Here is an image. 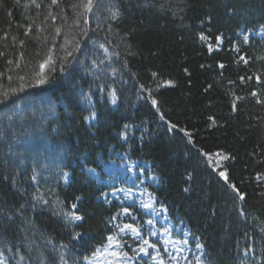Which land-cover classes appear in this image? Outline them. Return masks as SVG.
I'll list each match as a JSON object with an SVG mask.
<instances>
[{"label": "trees", "instance_id": "16d2710c", "mask_svg": "<svg viewBox=\"0 0 264 264\" xmlns=\"http://www.w3.org/2000/svg\"><path fill=\"white\" fill-rule=\"evenodd\" d=\"M118 2L123 15L114 25L119 34L113 41L120 46L112 50L119 52L121 57L128 51L136 53L128 60L130 70L138 74L139 82L154 87L150 83L151 71L174 80L177 86L162 88L155 93L168 120L190 130L196 147L236 155L237 161L228 164L234 180L254 175V160L250 161L246 153L264 147V119L257 123L258 116L264 118V106L256 104L248 93L264 86L256 85L255 81L249 85L241 84L238 76L252 75L257 70L264 72V62L255 59L245 68L242 63H233L236 53L227 49L240 31L258 30V25L264 24V0ZM146 3L163 4L165 10L160 12L155 7H145ZM4 4L5 7L0 8V34L8 29L16 35V24L24 23L25 16L31 13L16 7L14 0H4ZM5 9L12 12V17L6 16ZM9 23L12 24L10 29ZM132 29L135 31L130 37L121 39ZM201 32L212 37L223 33V50L210 55L199 40ZM252 39L255 43L242 45L243 50L253 57L264 56V44L255 35ZM62 42L56 37L58 55H63L58 47ZM51 43L49 37L48 44ZM37 49L41 56L33 58ZM44 53L40 41H29L27 56L34 65H38ZM92 55L91 46L85 55L77 53L79 62L72 61L64 72L48 73L49 80L43 85L36 83L31 67L8 73L14 78L27 76L31 87L11 97L7 107L0 105V204L11 207L28 198H21L11 178L16 177L19 185L32 193L35 186L27 181L33 166L37 165L42 174L41 191L51 186L64 201L65 210L76 202L80 213L85 215L83 221L69 223L63 216L54 215L56 209L51 205L29 209L26 216L31 221L30 230L24 237L34 249L31 255L52 253L56 264H63L58 258L59 245L63 243L68 245L64 250L68 264H73V260L76 264H84L80 258L90 256L104 241L106 217L117 205L105 202L101 193L107 188L97 183L89 169L95 168L102 174L101 170L110 162L113 151H124L131 161L149 165L158 181V185L150 186L151 191L168 206L173 224L183 219L182 226L193 234L192 237L200 238L211 264H239L243 258L241 249L252 242L245 239V233L253 237L259 252L264 246V233L260 232V227H264L260 223L264 220L262 190L253 185L241 186V190L248 193L245 205L248 218L243 219L236 210L230 190L205 166L203 158L186 142L183 134L170 133L156 110L137 99L136 81L131 79L127 70L121 71L128 83L122 87L119 83L114 85L117 88L115 104L111 102L107 89L104 92L98 90L100 85H111L112 78L97 79L88 71L90 61L86 56ZM216 61L226 65L222 70L223 77L218 75L221 70L216 68ZM201 64H211L213 68L201 70ZM112 67H121L117 58H113ZM185 67L189 69L191 83L183 72ZM3 70L0 61V71ZM115 79L119 81L121 77L118 75ZM228 80L236 81L237 94L245 97L239 102V114L231 117L229 99L224 95L226 88H233ZM10 83L6 76L0 78V91L6 90ZM208 84L213 87L205 93ZM85 94L91 95V104ZM90 111H96L99 118L86 121L84 117ZM209 115H215L222 126L209 128ZM126 123L135 126L127 143L119 136ZM9 145L15 155L10 154ZM258 167L264 168V165ZM62 172L68 173L67 180L61 177ZM188 173L193 176L191 181L186 179ZM5 176L9 177L7 181L3 179ZM44 177L48 178L47 183ZM186 187L190 188L189 192L184 191ZM76 196H81L82 200L77 202ZM45 198L55 197L46 195ZM74 233L81 235L74 239ZM5 239L10 243L17 237L0 234V246H4ZM53 246H56L55 252H52Z\"/></svg>", "mask_w": 264, "mask_h": 264}, {"label": "snow or ice", "instance_id": "6c2138e0", "mask_svg": "<svg viewBox=\"0 0 264 264\" xmlns=\"http://www.w3.org/2000/svg\"><path fill=\"white\" fill-rule=\"evenodd\" d=\"M14 3L16 7L30 12L31 15L25 16L24 23L16 24V35L11 34L8 29L3 30L0 34V61L3 62L4 66V70L0 71V78L6 76L9 82H18L17 86L13 87L10 83L6 90L0 91V105L7 107L11 97L31 87L27 76L17 75L14 78L13 75L8 73L31 67V74L36 78V83L43 85L49 80L48 73L66 71L72 61L79 62L77 53L85 55L86 50L91 46L93 55L91 57L86 56V59L90 61L88 71L95 75L97 79L101 77L112 78L111 85H100L98 90L104 92L107 89L112 97L111 102L115 104L117 88L114 85L119 83L122 87L128 83L127 80L123 79V71H121L122 69L127 70L131 79L136 81L134 87L137 89V99L143 100L156 110L159 119L164 122L170 133L183 134L186 142L203 158L205 166L211 169L226 189L230 190L238 214L243 219L248 218L245 208L248 193L242 191L241 186L253 185L261 189L260 195L264 196V168L258 167V165H264V147H260L259 151L254 149L246 153L250 161L254 160V175L248 176L244 180H234L228 164L237 161L236 155L223 150L210 152L196 147L193 133L190 130L168 120L166 114L160 109V103L155 93L162 88L177 86L175 81L163 78L158 71H151L152 80L150 83L154 87L139 82V76L131 72L128 60V57L134 56L136 53L128 51L126 56L121 57L119 52L112 50L120 46L113 41V38L119 34V30L114 28V25L121 21L123 15L118 0H14ZM149 6L157 8L160 12L165 10L163 4H145V7ZM4 7V0H0V8ZM5 14L12 17L10 10L5 9ZM37 20H39V23H37ZM11 27L12 24L9 23L8 28ZM134 31L135 29L125 32L121 39L130 37ZM45 33L47 35H44ZM250 33L259 37L260 42L264 44V24H259L258 30L244 29L240 31L237 39L231 41L227 49L229 52L236 53L233 63H242L245 68H248L255 59L264 62V56H250L242 48V45L255 43ZM49 37L52 41L51 44H48ZM56 37H60L63 41L58 45L63 55L57 54ZM36 40L40 41L45 48V53L40 58L38 65H34L32 59L27 56L29 41ZM199 40L211 55L223 50L225 36L221 33L212 37L210 34L201 32L199 33ZM40 56L39 49L32 54L33 58ZM101 56L102 59L99 58ZM113 58L119 60L121 65L119 69L112 67ZM199 67L201 70L213 68L211 64H201ZM216 68L221 70L218 75L223 77L222 70L226 68L225 63L216 61ZM183 72L189 76V83H191L189 69L185 67ZM118 75L121 77L119 81L115 79ZM238 80L244 85H249L255 81L256 85L264 86V72L257 70L252 75H240ZM227 83L233 85L231 89L226 88L224 93L229 99V116L231 117L239 114V102L244 100L245 97L237 94L236 81L228 80ZM212 87V84H208L204 89L205 93L210 91ZM85 95L88 96V102L91 104V95ZM248 97L256 104L264 106V87L253 88L248 93ZM98 118L96 111H90L89 115L84 117L86 121H94ZM8 119H11V117H8ZM262 119L264 118L258 116L257 123L259 124ZM207 121L209 128L222 126L215 115H209ZM225 123L228 122L225 121ZM134 127V125L124 124L119 133L121 140L127 143L131 138L130 134L133 132ZM249 127H253V125H249ZM9 152L15 155L11 145H9ZM124 156H127V153H124ZM4 162L7 163L6 160ZM38 167L37 165L33 166L32 174L27 181L35 186L32 193H28L25 188L21 187L16 177L11 178V183L17 189L21 198L28 197L24 199V202L11 207L0 204V234H3L4 237L12 235L17 237L15 241L10 243L5 239L4 246H0V264H56V257L52 253L31 255L34 249L30 246V242L25 241L24 237V234L30 230L28 226L31 221L26 216L29 209L35 210L38 205H51L53 209H56L53 214L63 216L69 223L85 219V215L80 213L78 203H71L65 210L64 201L60 200L51 186L41 191L42 174ZM244 167L246 170L247 163ZM137 171L143 174L145 169L138 168ZM89 172L97 179H101L95 168H90ZM127 172L133 173L131 161L128 162ZM135 175L133 173L124 178V183L131 186H111L110 191L101 193L106 203L117 206L106 217L107 234L104 241L95 247L90 256L85 255L80 259L91 261L99 255L103 259L99 260L98 264H211V261L208 260V254L205 252V245L200 242L198 236L195 237L194 248L190 245L189 239L193 234L187 231L186 228L183 231L182 238H174L173 228H180L184 221L180 219L175 225L170 224L169 221L172 217L169 214L168 206L160 200L155 192L144 186V180L155 182V176H145L144 179H139L138 177L134 178ZM61 177L67 180L68 173L62 172ZM3 179L7 181L9 177L5 176ZM186 179L191 181L193 179L192 174L188 173ZM47 180L48 178L44 177L45 183H47ZM108 180L113 184L118 182L111 175ZM184 191L189 192L190 188L186 187ZM46 195L55 198L48 199L45 198ZM75 200L79 202L82 197L76 196ZM128 201H132V203H128ZM254 219L260 218L255 217ZM260 223L264 225V220H260ZM260 232L264 233V227H260ZM80 235V233H74L73 238H78ZM244 235L246 240L252 242L241 249L243 258L240 259L239 264H264V246L257 252L253 237L248 233ZM185 246L189 247L186 249ZM67 248V244L61 243L59 245L58 258L63 264H68V260L64 255V250ZM55 251L56 246H53L52 252ZM189 251L193 252L191 258L188 255ZM196 251H199L201 255H196ZM73 264H76L75 260H73Z\"/></svg>", "mask_w": 264, "mask_h": 264}, {"label": "rangeland", "instance_id": "374dc122", "mask_svg": "<svg viewBox=\"0 0 264 264\" xmlns=\"http://www.w3.org/2000/svg\"><path fill=\"white\" fill-rule=\"evenodd\" d=\"M124 151H113L112 152V158L115 157L114 160H110L109 163H106L103 166V171L102 174H100L101 179H97L96 176L92 175L93 178L96 179L97 183L102 184L103 186H105L107 188V191H110V187L111 186H115V187H125V186H131L130 184H126L124 183V178L127 175H132L133 173H135L136 175L134 176V178H139V179H144L145 176H153L151 171L149 170V165L145 164L144 162L139 163L138 161H131L127 156H124ZM131 161L132 162V168H133V173H128L127 172V167H128V162ZM138 168H144L145 172L143 174H140L137 170ZM99 174V173H98ZM113 176L117 179L118 182H116L115 184H113L111 181L108 180L109 176ZM156 178V177H155ZM157 180V178H156ZM153 182L152 180H144V186L148 187L149 190L150 186H155L157 185L158 181ZM121 199H123V197H121ZM128 203H132V201H128ZM170 224H173L172 221H169ZM174 225V224H173ZM184 228L180 227V228H173V231L175 233V237L174 238H182L180 237V234L183 232ZM156 239V238H153ZM189 246H185V248L187 249ZM196 255H200L199 251L195 252ZM189 257L191 258V256L193 255L192 251H189L188 253ZM102 257H99V255L96 258H93L91 261H86V264H98L99 260H102Z\"/></svg>", "mask_w": 264, "mask_h": 264}]
</instances>
